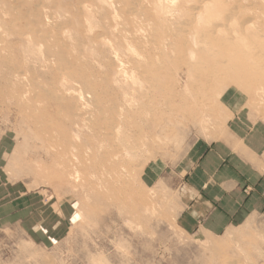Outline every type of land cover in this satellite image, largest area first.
<instances>
[{"label": "bare ground", "instance_id": "obj_1", "mask_svg": "<svg viewBox=\"0 0 264 264\" xmlns=\"http://www.w3.org/2000/svg\"><path fill=\"white\" fill-rule=\"evenodd\" d=\"M241 1L96 0L116 15L108 12L100 21L79 16L75 32L59 17L38 16L34 27L29 22L19 32V59L0 55L2 87L16 92L37 139L55 151L59 174L75 180L81 167L99 170L111 180L107 194L117 196L139 144L143 149L166 141L152 131L163 118L174 122L179 113L201 112L214 93L223 94L213 90L222 79L264 81V30ZM81 9L89 12L87 5ZM95 24L102 30L92 35ZM142 50L157 54L143 58ZM169 52L186 68L185 85L174 78L172 85L169 66L161 64ZM76 129L89 131L80 144ZM243 232H228L217 247L241 239Z\"/></svg>", "mask_w": 264, "mask_h": 264}, {"label": "rangeland", "instance_id": "obj_2", "mask_svg": "<svg viewBox=\"0 0 264 264\" xmlns=\"http://www.w3.org/2000/svg\"><path fill=\"white\" fill-rule=\"evenodd\" d=\"M81 3L88 6L89 12L81 9ZM241 4L252 11L248 10V15H255L253 21L264 30V0H243ZM109 10L96 0H0V48L4 50L0 55L7 60L19 59L24 50L19 32L26 23L37 24L38 16L59 17L75 32L80 29L79 16H97L95 20L100 21L98 16H110ZM116 10L117 15L121 14V8L117 6ZM109 14L116 15L111 11ZM93 27L92 35L101 29L97 24ZM140 53L147 59L157 54L144 50ZM161 62L169 66L171 81L174 78L180 86L185 85L186 68L178 55L169 52ZM222 81L213 83V90L224 89L223 94L213 92L205 102L207 108L179 113L174 122L165 117L153 127V133L166 141L158 140L161 143L143 149L139 144L136 150L142 153L129 161L127 175L121 178L123 194L115 198L107 194L111 180L101 178L99 170L81 167L75 180L58 173L61 169L54 166L55 151L37 139L36 129L15 100L16 92L2 87L1 80L0 176L11 192L17 189L25 194L26 203L20 217L11 211L17 205L10 204L9 220L0 228V264H264L261 219H248L207 237L188 234L177 224L176 166L196 143L228 138L229 106L223 102L227 93L239 94V100L231 103L242 109L247 123L262 132L264 143V81ZM74 132L80 144L89 131ZM261 163L264 167V153ZM13 195L18 196L17 192ZM232 231L245 234L232 244L223 242L224 246L217 247Z\"/></svg>", "mask_w": 264, "mask_h": 264}, {"label": "crops", "instance_id": "obj_3", "mask_svg": "<svg viewBox=\"0 0 264 264\" xmlns=\"http://www.w3.org/2000/svg\"><path fill=\"white\" fill-rule=\"evenodd\" d=\"M238 95L229 92L223 97L229 106L228 138L196 143L176 166L177 224L188 234L215 236L248 219L264 221L262 132L247 123L242 109L231 103L239 100ZM10 192L11 187L0 176V228L9 220L10 204L17 205L11 211L18 217L25 212V194L17 189Z\"/></svg>", "mask_w": 264, "mask_h": 264}]
</instances>
